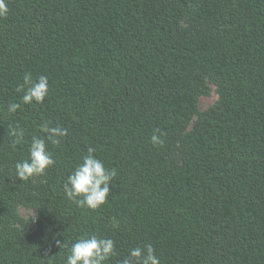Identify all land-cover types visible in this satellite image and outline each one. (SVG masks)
Masks as SVG:
<instances>
[{"label":"trees","instance_id":"1","mask_svg":"<svg viewBox=\"0 0 264 264\" xmlns=\"http://www.w3.org/2000/svg\"><path fill=\"white\" fill-rule=\"evenodd\" d=\"M6 2L0 264H66L87 233L115 241L112 264L148 243L161 264H264V0ZM26 72L48 77L42 104H22ZM209 82L219 98L198 113ZM9 102L21 108L9 114ZM10 124L24 130L20 143ZM45 125L69 134L46 141V175L21 181L14 165ZM88 147L117 171L97 211L63 187ZM20 201L36 211L28 234Z\"/></svg>","mask_w":264,"mask_h":264},{"label":"clouds","instance_id":"2","mask_svg":"<svg viewBox=\"0 0 264 264\" xmlns=\"http://www.w3.org/2000/svg\"><path fill=\"white\" fill-rule=\"evenodd\" d=\"M8 12L6 0H0V18L6 17ZM16 90L23 93L20 98L22 104L30 105L33 102L42 104L49 95L48 77L40 75L33 78L30 72H26L23 82L17 86ZM20 108L21 103L9 102L6 111L9 114H15ZM43 131L46 136H33L28 148V156L14 165L16 176L21 181H29L46 175L47 170L55 164L46 141L59 144L61 138L69 134L67 128L48 127L47 125L44 126ZM9 135L15 138V143H20L25 133L19 125L10 124ZM162 135L163 133L152 135L151 141L154 146L163 143L160 138ZM95 152V148L88 147L87 155L83 157L82 163L76 165L63 186L64 193L70 201L80 208L92 211H97L108 203L110 187L117 176L116 169L105 167L103 161L94 155ZM59 246L64 247L65 242ZM118 255L116 243L112 238L87 233L68 247L66 264H112ZM117 264H161V260L153 245L148 243L128 249L127 255L119 259Z\"/></svg>","mask_w":264,"mask_h":264},{"label":"rangeland","instance_id":"3","mask_svg":"<svg viewBox=\"0 0 264 264\" xmlns=\"http://www.w3.org/2000/svg\"><path fill=\"white\" fill-rule=\"evenodd\" d=\"M218 98L217 86L213 82H209V93L200 96L198 100V113L207 112L217 102ZM17 210L20 219L23 221L18 227L24 234H28L35 224V207L31 203L20 201Z\"/></svg>","mask_w":264,"mask_h":264}]
</instances>
